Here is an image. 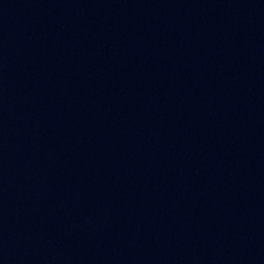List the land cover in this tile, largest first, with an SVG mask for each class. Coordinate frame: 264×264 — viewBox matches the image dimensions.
Masks as SVG:
<instances>
[{
  "label": "water",
  "instance_id": "1",
  "mask_svg": "<svg viewBox=\"0 0 264 264\" xmlns=\"http://www.w3.org/2000/svg\"><path fill=\"white\" fill-rule=\"evenodd\" d=\"M0 264H264V0H0Z\"/></svg>",
  "mask_w": 264,
  "mask_h": 264
}]
</instances>
